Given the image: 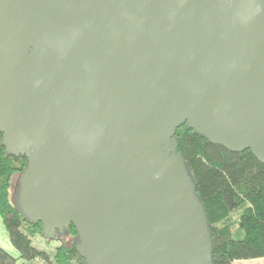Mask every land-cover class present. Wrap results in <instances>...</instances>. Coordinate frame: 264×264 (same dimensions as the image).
I'll return each mask as SVG.
<instances>
[{
	"label": "water",
	"instance_id": "obj_1",
	"mask_svg": "<svg viewBox=\"0 0 264 264\" xmlns=\"http://www.w3.org/2000/svg\"><path fill=\"white\" fill-rule=\"evenodd\" d=\"M183 124L264 163V0H0L16 209L85 264H214Z\"/></svg>",
	"mask_w": 264,
	"mask_h": 264
},
{
	"label": "trees",
	"instance_id": "obj_2",
	"mask_svg": "<svg viewBox=\"0 0 264 264\" xmlns=\"http://www.w3.org/2000/svg\"><path fill=\"white\" fill-rule=\"evenodd\" d=\"M176 135L207 211L214 264L264 258V163L250 149L230 151L209 142L185 124L177 129ZM26 162L24 155L7 154L0 143V216L11 244L20 254L16 257L0 245V264H20L21 259L36 258L48 264H74L73 254L78 256L79 264H85L73 241L70 246L62 242L52 255L34 246L33 232L41 233V223L24 219L9 196L12 176L21 172ZM235 211L239 212L237 226L230 221ZM71 232L76 236L73 225L68 234ZM55 239L64 241L65 237Z\"/></svg>",
	"mask_w": 264,
	"mask_h": 264
},
{
	"label": "rangeland",
	"instance_id": "obj_3",
	"mask_svg": "<svg viewBox=\"0 0 264 264\" xmlns=\"http://www.w3.org/2000/svg\"><path fill=\"white\" fill-rule=\"evenodd\" d=\"M20 171L16 172L11 179V185L9 187V196L13 205H16V192L18 189V183L20 179ZM239 212L235 211L231 214L230 221L234 224V226L238 225ZM75 234L72 232L65 236L64 241L60 239H51L47 240L40 232H33V244L39 249L45 250L48 253L54 252L55 248L60 244L66 243L68 246L72 243ZM0 245L13 254L16 257H19V251L11 244L7 229L4 225L3 219L0 216ZM73 262L74 264H79L80 260L78 256L73 254ZM20 264H48L41 258H36L32 260H24L21 259ZM54 264V263H51ZM234 264H264V258H255V259H246V260H236Z\"/></svg>",
	"mask_w": 264,
	"mask_h": 264
}]
</instances>
